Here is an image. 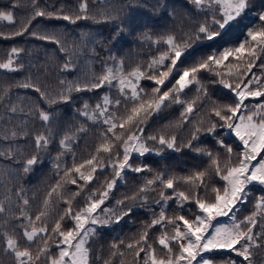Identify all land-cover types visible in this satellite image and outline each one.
Returning a JSON list of instances; mask_svg holds the SVG:
<instances>
[{"label":"trees","instance_id":"16d2710c","mask_svg":"<svg viewBox=\"0 0 264 264\" xmlns=\"http://www.w3.org/2000/svg\"><path fill=\"white\" fill-rule=\"evenodd\" d=\"M81 2L88 5L89 19L73 24L54 17H39L33 20L29 32L15 36L13 33L22 23L27 22L33 12L32 0H0V12L13 14L12 23L0 21V63L7 62L13 48L22 50L18 55L11 57L15 71L0 69V203L6 209L4 214H0V264H16L14 258L2 250L5 229L8 234L17 235L21 249L28 244L22 237L21 224L27 226L29 231L32 227L46 225L48 233L42 236L54 235L51 228L64 209L69 207L64 202L65 199L71 200L75 214L85 206L90 197L98 199L100 192L112 179H116V183L101 207L107 206L117 215H122L129 208L132 210L129 215H122L119 223L113 222L94 229L96 235L91 237L88 244L90 264H145V252L137 259L135 249L127 248L129 243L137 241L145 231L149 234L148 243L157 250V256L166 255L165 250L156 241L164 229L169 235L173 234L172 226L165 221L163 228L161 225L149 227L153 218L159 216L163 209L168 218L184 215L194 219L198 211L195 197L198 195L206 201H214L213 189L224 187V181L215 174V167L206 153L210 152L213 157H217L223 168L227 162L235 164L243 151V145L234 135L226 133V128L217 127L213 133H209L207 129L218 120L212 115V109L217 105L227 104L230 98H234V95L219 83L220 76L216 71H220L226 78L229 72H236L237 69L246 71L247 61L250 59L247 49L240 61L230 57L229 61H225L216 71H202L199 74L200 84L203 86L201 92L196 91L197 85L194 83L180 94L183 101L194 102L191 114L182 117L181 113L186 105L170 101H166L167 106L161 110L152 112L147 117L146 124L141 125L145 127L144 142L150 151L143 156L132 152L129 160L131 168H126L120 178H115L111 165L116 163L118 158L122 159V155L117 157L116 152L122 154L123 149L114 148L111 160L109 154L97 153V147L103 142L101 131L106 130L107 125L102 121L89 120L81 113L87 111L91 115L96 105L103 104L104 97H108L112 101V104L108 105L109 111H115L119 120L129 114L127 110L132 104L121 95L116 81H113L114 86L105 83L99 89H89L86 85H90L96 76L101 75L105 67L115 69L119 66L125 74L137 67L147 71L148 64L158 58L166 48L163 41L169 35L178 41L185 40L188 35L194 33L197 24L202 22L205 16L198 14L199 10L192 0H36L40 9L52 12L62 10L69 15L78 13ZM261 10H264V0H251L243 23L232 29L224 40H217L208 48L203 47L206 42H196V51L191 62H196L217 49L223 50L225 41L232 42L226 45L228 47L239 46L246 39L254 44L255 42H251L247 37V31L260 29L258 13ZM104 16L115 19H104ZM33 31L56 37L65 51H61L56 43L36 39L30 34ZM252 59L254 66L251 72L243 77L245 81L253 77L264 78V52L257 49L256 57ZM229 62L233 67H227ZM66 63L69 64L67 69L64 68ZM187 66L186 62L184 67ZM62 80L65 82L63 85L60 83ZM169 81L165 82L162 90H168L175 83L173 77H170ZM23 83L39 87L47 99H41V93L33 87H20ZM73 83L80 84L82 90L69 92L68 88ZM139 86L145 90L148 97L152 95V88L156 87L148 79L140 80ZM250 87L255 90L257 82L252 83ZM260 87L264 88V83H261ZM125 91L130 97L131 92L127 89ZM61 94L69 96L70 99L59 100ZM117 99L121 100L118 111L115 108ZM50 100L57 102L50 103ZM245 103L249 109L254 110L256 104L264 103V97H249ZM85 105L88 106L87 109ZM13 107L16 108L15 112L11 111ZM39 111L49 114L50 123L40 120ZM197 128L201 131L196 132ZM114 131L118 134L121 132L119 128ZM13 132L17 135L13 136ZM194 133L196 139H193ZM38 134L48 137L46 148H36L35 137ZM107 135L111 137L112 133ZM149 135L175 137L178 150L168 149L157 141L147 140ZM62 140H66V148L61 147ZM218 141H225L232 147L230 157ZM189 144L192 146L189 147ZM197 148L202 151L197 152ZM33 155H37L39 160L32 166L31 171L25 173V161ZM93 155L98 157L99 165L91 182L85 184L74 171H69L65 176L66 170L84 163ZM260 158L261 156H258L255 162ZM255 162L253 161V164ZM136 167L142 170L135 172L133 169ZM91 168L92 166L85 164L81 173L88 175ZM198 172L205 173L202 177L203 183L195 179L190 182L183 179L195 177ZM157 177L165 180L174 178L175 191L164 189ZM72 179L77 183L72 184ZM149 180L154 182L151 186L147 184ZM58 182L61 185L59 194L53 193L45 207L43 202L47 193L56 187ZM141 188L146 190L141 192ZM161 191L165 196L172 198L163 200ZM180 191L192 196V199L184 201L182 206L176 196ZM72 193L79 195L73 199ZM262 194L264 186L254 183L250 186L246 202L239 204L227 219L224 217L223 221L217 219L213 223H229L232 216L240 222L252 216L256 213V205ZM142 197H146V201ZM25 199L29 201L27 205L23 204ZM120 201L123 203H118ZM42 210L47 212V216L41 221H35L36 215ZM24 217H30L35 223L29 224ZM255 219L257 223L253 231L264 232V216L256 213ZM74 223L68 217L62 222L65 229L74 227ZM40 246L42 239L38 236L31 244L33 255ZM49 247L53 255L58 254V249L52 241H49ZM211 255L213 260L219 261L215 263L235 261L236 264H246L242 258L236 257L235 253L217 251ZM43 259L41 257V264ZM252 260L253 264H263L264 248L254 249Z\"/></svg>","mask_w":264,"mask_h":264},{"label":"snow or ice","instance_id":"6c2138e0","mask_svg":"<svg viewBox=\"0 0 264 264\" xmlns=\"http://www.w3.org/2000/svg\"><path fill=\"white\" fill-rule=\"evenodd\" d=\"M103 2V0H102ZM194 6L199 10L198 14H203L205 19L199 22L195 28L194 33L187 36L183 41H178L174 36L169 35L163 42L166 48L161 52L158 58H154L149 64L147 71L142 70L140 67L133 69L125 74L122 69L117 66L115 69L105 67L103 73L96 76L94 81L90 85H86L89 89H99L107 83L109 86H114L113 81H116L119 85L121 95L125 100L131 101V108L128 109L127 115L116 118V112H110L108 105L112 104V101L108 97H104L103 104H97L96 108L92 111L91 115L87 111L81 113V115L87 116L89 120L94 122H101L107 125L106 130L101 131V137L103 142L97 147V153L103 152L109 154V160H111V154L114 148H122V154L117 151L116 156L122 159H117L116 163L112 164L113 173L115 178H120L123 171L126 168H131L129 163L132 152H137L141 156L149 152L148 145L144 142L145 127L141 125L146 124L147 117L152 113L167 106L166 101L173 103L185 104L184 111L181 113L182 117L193 112L194 102L183 101L181 93L185 92L190 85L196 84V91L199 93L203 90V86L200 84L199 74L202 71H216L225 61H229L232 57L238 61L241 60L242 55L247 49V54L250 57L247 61L246 71L229 72L227 78L221 74L220 71H216V74L220 76L219 83L224 89L229 90L234 95V98H230V102L223 105H217L212 109V115L218 118L217 122L212 123L207 129L209 133L215 132L217 127L226 128L229 134L234 135L243 145V151L239 154V159L235 164L227 162L222 168L217 157H213L212 153L207 152L212 165L215 167V174L224 181V187L222 189L214 188L215 199L214 201H206L198 195L195 197L196 207L198 209L195 214V218H186L184 215H177L174 218H168L165 215L163 209L159 216L153 218L149 227L161 225L163 228L164 222L167 221L168 225L172 226L171 235L164 229L161 235L157 238V243L165 250L166 255L157 256V250L148 243L149 234L145 231L137 241L129 243L127 248L129 250L135 249V257L140 258L142 252L146 253L145 264H215V261L210 255L217 251H227L235 253L236 257L242 258L246 264H253L252 256L253 250L258 248H264V232L256 233L253 231L257 221L255 219L256 213L252 216L246 217L245 220L237 222L235 218L230 225L214 224L213 221H217L218 217H228L234 209L241 203L246 202V197L250 190V186L255 184L264 186V103H259L254 106V110L249 109L245 101L249 98L264 97V88L260 87L261 83H264V78L253 77L251 80L245 81L244 76L254 66L253 59L256 57L257 49L264 52V10L258 13V20L261 22L259 30L252 29L247 31V37L250 38V43L246 39L239 46L228 47L226 45L231 44V41H225L223 50L217 49L211 52L206 57H202L196 62H191L192 57L196 51V42H206L203 47H211L217 40H224L225 36L234 28L239 27L243 23V18L247 15V10L250 7L251 0H192ZM33 12L26 23H22L13 35L22 36L30 31V26L33 20L39 17H48L62 19L64 21L75 24L79 20L89 19L88 5L85 2L79 4V11L75 15H69L63 13V11L52 12L45 9H40L36 0H32ZM95 19V17H91ZM104 19H115V17L104 16ZM6 20L9 23L13 21V14L11 12H0V21ZM123 30V29H121ZM33 37L39 40H47L56 43L60 46L61 51H65L61 41L54 36L41 35L37 32L30 33ZM21 49L13 48L6 63H0V69L7 70L9 72L15 71L13 67L12 55H18ZM115 59V58H112ZM170 62V63H166ZM188 64L187 67L184 65ZM69 64H65L64 68L67 69ZM227 67H233L231 62ZM183 68V70H181ZM173 77L175 83L171 88L164 91L162 86L165 85L169 78ZM142 79L151 80L156 87L152 88L151 97L147 96V93L143 88L139 86V81ZM170 82V81H169ZM257 82V87L253 90L250 85ZM60 83L63 85L65 82L62 80ZM20 87L29 88L33 87L35 91L41 93V99H47L45 94L39 87L30 83H23ZM127 89L131 92V96H128ZM81 91V85L73 83L69 86L68 91ZM186 94V93H185ZM59 100L68 101L69 96L61 94L58 97ZM50 103H56L57 100H50ZM121 100L115 101V108L118 111ZM85 105V109H87ZM12 112L16 111V108H11ZM239 114V115H238ZM39 118L45 123H50V116L45 111H39ZM223 123L220 124L219 122ZM119 128L121 132L118 134L114 130ZM83 129H81L82 131ZM201 131L200 128L196 129V132ZM108 133H112L111 137H108ZM13 136L17 133L13 132ZM197 136L194 133L193 139ZM67 139V138H66ZM147 140L157 141L161 146H166L168 149H176L175 137L167 138L164 135L157 137L156 135L147 136ZM119 142V143H117ZM49 143L47 136L38 134L35 137V145L37 149L46 148ZM221 147L225 148L229 157L231 156L233 149L228 146L225 141H218ZM189 147L192 145L189 144ZM61 147L66 148V140L61 141ZM197 152L202 150L197 148ZM258 156L262 158L254 165L252 161L256 160ZM39 160L37 155H33L26 159L23 171L25 173L32 170ZM94 162H96L94 164ZM85 164L92 166L88 175L81 173V169ZM99 165V159L96 155H93L90 159L84 163L74 166L71 170L65 171V176L69 171H74L80 175V178L85 181V184L92 181L94 174L97 172V166ZM103 166H101V171ZM135 172H140L142 169L136 167L133 169ZM205 173L198 172L195 177H185L186 182H190L193 179L201 181ZM164 189H174V178L162 179L157 177ZM72 184H76V180H70ZM116 179H112L107 182L106 188L99 194V198H89L83 208L76 211L73 214L71 207V200L65 199V203L69 205L64 209L63 214L59 216L51 228V233L54 235L42 236V234L48 233L47 226L39 228L32 227L31 231L27 226L21 224L22 237L28 242L27 245L21 249L17 235H11L5 233L3 239V252L7 255H11L16 264H41V257H43V264H90V249L88 247L89 240L95 236L94 229L88 225L106 226L110 223H119L122 219V215H129L131 208L123 212L122 215H117L108 208H103V217L97 213V209L101 208V205L105 203V199L109 195V191L113 189ZM154 182L149 180L148 186H151ZM198 186V185H196ZM82 187V186H81ZM61 188L58 182L56 187L51 189L47 193V197L44 200V206L49 204V198L53 193H58V189ZM146 189L141 188V192ZM79 195V193H72V198ZM163 200L171 199V196H165L164 192L160 193ZM177 199L182 206L184 201L192 199V196L187 195L185 192L180 191L176 193ZM10 199V198H8ZM127 199V198H126ZM135 199V197H131ZM146 201V197H142ZM29 201L25 199L24 205H27ZM118 203H123L122 201ZM257 209H264V194L258 204ZM6 212L5 207L0 203V214ZM23 209H21V216H23ZM47 216L46 211H40L35 217V221H41L43 217ZM71 218L75 223L74 227L65 229L62 222L65 218ZM28 220L29 224H34L30 217H24ZM19 219V218H18ZM179 221L180 223H177ZM7 223V222H5ZM15 231V228H13ZM40 236L42 239V246L38 247L35 255L31 250V244L35 239ZM49 241H52L58 249V254L53 255ZM225 264H236L235 261H225Z\"/></svg>","mask_w":264,"mask_h":264},{"label":"rangeland","instance_id":"374dc122","mask_svg":"<svg viewBox=\"0 0 264 264\" xmlns=\"http://www.w3.org/2000/svg\"><path fill=\"white\" fill-rule=\"evenodd\" d=\"M119 91H120V90H119ZM129 92H130V91H129ZM225 132H226V133L229 132L228 129H226ZM239 142H240V141H239ZM240 143H241V142H240ZM241 144H242V143H241ZM263 156H264V155H263ZM261 158H262V157H261ZM261 158H260V159H261ZM256 159H257V158H256ZM260 159H259V160H260ZM259 160H258V161H259ZM254 162H255V160H254ZM256 163H257V162H255V164H256ZM252 164H253V161H252ZM255 164H254V165H255ZM105 207L107 208V206H102L100 209H97V213H99V214L101 215V217H103V215H104V213L102 212V209L105 208ZM238 209H239V208H238ZM255 211H256V213L259 214L260 216H264V209H259V210H258V209H255ZM255 211H254V212H255ZM194 218H195V217H194ZM223 218H224V217H218L217 219H222V221H223V220H224ZM227 218H228V217H226V219H227ZM231 218H232V220H231L229 223L226 222V223H218V224H219V225H230V224L232 223L234 217L232 216ZM244 220H245V219H244ZM108 225H109V224H108ZM108 225H106V226H108ZM88 226H90V227H92L93 229H95V228H96L97 226H99V225H88ZM208 255L212 256L211 254H208ZM208 255H206V256H208ZM214 261L219 262V261L216 260V259H214ZM149 264H150V263H149ZM215 264H220V263H215ZM263 264H264V262H263Z\"/></svg>","mask_w":264,"mask_h":264}]
</instances>
